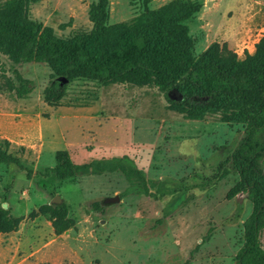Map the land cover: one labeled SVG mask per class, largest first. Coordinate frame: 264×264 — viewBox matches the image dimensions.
<instances>
[{
	"label": "rangeland",
	"instance_id": "374dc122",
	"mask_svg": "<svg viewBox=\"0 0 264 264\" xmlns=\"http://www.w3.org/2000/svg\"><path fill=\"white\" fill-rule=\"evenodd\" d=\"M93 1L39 0L29 16L66 38L92 28ZM202 2L186 22L196 54L215 41L239 57L253 52L264 34V0ZM142 9L139 0H109L108 23L130 22ZM15 71L31 81L26 97L17 94ZM59 78L46 63L0 53V147L30 171L0 163V205L21 218L16 230L0 233V264H236L252 206L246 192L227 194L240 178L231 155L244 124L185 119L157 88L85 77L67 81L49 105L43 89ZM57 150L74 163L126 156L150 194L127 191L135 180L117 170L58 180L46 172ZM116 195L118 202H104ZM62 203L74 225L55 235L41 209ZM259 240L264 247V228Z\"/></svg>",
	"mask_w": 264,
	"mask_h": 264
},
{
	"label": "trees",
	"instance_id": "16d2710c",
	"mask_svg": "<svg viewBox=\"0 0 264 264\" xmlns=\"http://www.w3.org/2000/svg\"><path fill=\"white\" fill-rule=\"evenodd\" d=\"M39 0H5L0 3V53L13 62L46 63L53 75L89 78L101 83L154 87L161 91L173 111L190 120L217 116L227 123L244 124V135L231 155L239 174L238 183L227 197L246 192L252 210L242 222V245L236 264H264V247L259 240L264 228V34L253 52L242 57L226 44L215 41L201 53L195 52V39L187 21L202 9V0H168L150 8L151 0H139L142 11L130 22L108 23L109 0L90 3L89 31L62 38L29 16L30 5ZM20 97L31 91V81L15 71ZM66 84L52 81L43 89V99L57 105ZM56 162L47 167L58 180L88 172L121 171L133 182L127 191L150 194L141 169L124 160L94 159L74 163L66 150H57ZM0 163L15 164L30 171L20 159L0 147ZM96 205V204H95ZM53 233L59 235L74 225L67 206L46 205ZM168 213L157 220L162 223ZM21 218L0 205V233L17 229Z\"/></svg>",
	"mask_w": 264,
	"mask_h": 264
},
{
	"label": "water",
	"instance_id": "95a60500",
	"mask_svg": "<svg viewBox=\"0 0 264 264\" xmlns=\"http://www.w3.org/2000/svg\"><path fill=\"white\" fill-rule=\"evenodd\" d=\"M59 81H60V84H63V83H66L68 80L66 78H64V77H60L59 78ZM119 200H120L119 197L116 195V196H113V197H106L104 199V202L105 203H114V202H118ZM2 206L4 208H6L7 207V204L4 203Z\"/></svg>",
	"mask_w": 264,
	"mask_h": 264
}]
</instances>
